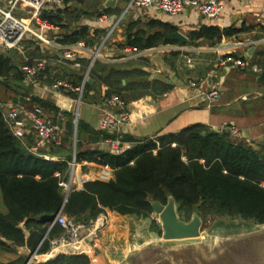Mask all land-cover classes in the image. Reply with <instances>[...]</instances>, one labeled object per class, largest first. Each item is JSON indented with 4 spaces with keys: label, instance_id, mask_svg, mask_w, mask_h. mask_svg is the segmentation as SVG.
<instances>
[{
    "label": "trees",
    "instance_id": "obj_1",
    "mask_svg": "<svg viewBox=\"0 0 264 264\" xmlns=\"http://www.w3.org/2000/svg\"><path fill=\"white\" fill-rule=\"evenodd\" d=\"M102 1L66 0L63 7L44 10L41 19L61 29L58 43L85 41L87 47L93 49L108 30L104 27L91 32L88 23H83V20L103 13H120L117 7L101 9ZM175 30L177 27L159 20H131L125 28L127 39L124 45L145 50L160 43L174 42L166 39L165 32ZM236 32L231 28L205 25L190 31L188 44L208 42L214 45L223 36ZM27 43L33 48L29 50L30 60L47 56L37 41L26 39L23 44ZM81 60L84 64L81 71H84L89 63L85 58ZM26 62L12 52L0 53V88L6 95H0V100L21 102L27 107L37 105L58 109L51 99L34 95L33 87L25 83L21 66ZM130 64L96 61L90 71L95 83L85 84L82 99L94 91V102L105 101L112 94L127 102L129 98L124 92L137 91L147 85L131 80L134 76L140 78L145 74L141 69H131ZM97 71L103 74L96 76ZM58 78L71 80L78 86L83 75L62 67L56 68L55 72L50 65L38 77L40 81L47 82ZM124 79L127 80L126 85L123 84ZM154 83V88L161 91L170 88L159 80ZM27 97L29 100H26ZM130 98L135 97L130 95ZM65 114L68 119L63 141L60 145L51 146L48 151L59 156L58 160H47L32 153L0 115V194L6 208V211L0 210V250L14 251L17 246L28 245L38 254L48 252L51 240L61 235L63 228L55 224L49 230L50 222L42 221V215H57L62 210L70 218L90 224L109 209L149 220L153 214L152 202L166 204L170 196L176 199L181 218H190L198 213L204 220L227 216L264 224V147L256 150L225 130H212L196 124L178 133L157 136L160 148L156 152L153 151L157 146L154 140L126 137L133 145L123 153L114 154L102 148L100 143L115 135L101 128L95 129L81 119L75 129L73 114L67 111ZM74 142L79 162L108 165L114 169L113 178L108 181L91 180L82 188H73L67 193L60 182L68 179V160L72 158ZM28 144H31L30 141ZM151 227L160 231L155 219L151 220ZM25 230L30 232L28 237ZM27 260L20 257L16 261L0 264H26ZM40 264H91V260L85 253H61Z\"/></svg>",
    "mask_w": 264,
    "mask_h": 264
},
{
    "label": "crops",
    "instance_id": "obj_2",
    "mask_svg": "<svg viewBox=\"0 0 264 264\" xmlns=\"http://www.w3.org/2000/svg\"><path fill=\"white\" fill-rule=\"evenodd\" d=\"M105 1L103 0L101 4ZM222 1L224 10L217 22H210L194 9H189L176 16L135 8L124 14L128 1L122 0H116L115 5L111 7L119 8L120 13L112 15L103 13L107 16L106 21H100V16L83 20V23H88L90 31L93 32L95 29L104 27L109 30L116 19L122 17L117 28L103 46V56L96 61L109 64L131 63V69L137 68L144 71L145 76H140V78L134 76L131 80L144 82L147 85L137 91L124 92V95L129 98L127 103L132 117V124L124 126L121 131L120 137L124 142L132 146L133 142L126 140V137L148 139L151 136L178 133L196 124L205 125L212 130H217L223 125L234 124L242 131V139L254 149L259 150L264 147V83L258 81L264 69V1ZM131 20L143 22L159 20L168 23L177 27L175 31H180L188 40L183 45H180L178 41L170 40L174 42L160 43L145 50L129 48L124 45L127 39L125 28ZM205 25H216L222 29L231 28L238 32L223 36L214 45L208 42L189 45L190 31ZM61 32V29L56 26L45 31L46 37L51 40L49 45H41V40H36L37 44L47 53L44 58L49 59V66L51 65L55 72L56 68L61 69L62 67L64 70L81 72V75H84L89 69L90 52L79 56L80 68L74 67L72 62L59 61L63 48L71 45L58 43L57 38ZM167 33L170 32H165V37ZM106 35L92 50L100 46ZM229 54L241 58L246 63L245 67L228 69L222 65L220 61ZM84 58L89 64L86 70L81 71L84 65L81 59ZM91 69L89 79L92 82H88L94 84L95 80L90 75ZM96 74V76H101L103 73L97 71ZM156 80L170 85V88L166 91L155 89L154 81ZM192 81H198L199 88L192 87L190 85ZM38 82L39 87L32 86L34 95L54 101L53 95L46 90L52 82L39 79ZM123 84H127L126 79L123 80ZM214 87L220 89L222 97L219 102L209 107L206 102L202 101L199 94L200 91H209ZM93 94L94 91H90L89 97L83 98L85 102L82 113L78 110L82 99L78 102L76 93L62 97L59 103L64 106L65 113L66 111L72 113L74 119L77 117V124L81 119L93 128L100 129L103 118L102 108L106 100L94 102L92 101ZM130 95L135 98H130ZM67 119L64 123L65 131ZM77 124L74 122L75 129ZM45 151L48 152L50 149ZM51 156L59 159V156ZM97 168L98 164L91 162L84 167V172L94 171ZM0 210L6 211L2 204L1 194ZM103 214L109 218L105 227L97 233L96 237L85 242L81 250L72 252L73 254H87L91 264H126L133 250L147 244L149 237H159L158 231L151 227V220L156 216L154 214L149 220L122 215L109 209ZM143 220L145 224H142ZM25 233L27 237L30 235L28 230H25ZM59 236L54 237L51 244ZM46 237L47 234L44 239ZM14 249V251L0 250V262L9 263L20 257H26L28 259L26 264H40L58 255L52 250V246L48 252L43 254L31 250L28 245L17 246Z\"/></svg>",
    "mask_w": 264,
    "mask_h": 264
},
{
    "label": "built area",
    "instance_id": "obj_3",
    "mask_svg": "<svg viewBox=\"0 0 264 264\" xmlns=\"http://www.w3.org/2000/svg\"><path fill=\"white\" fill-rule=\"evenodd\" d=\"M65 1L0 0V53L4 54L22 50L24 41L30 36L41 40L45 45L51 44V40L46 37L45 31L52 29L53 26L43 21L41 15L44 10L50 7H63ZM133 8L159 12L171 16H176L189 9H194L210 22H217L224 10V3L222 0H128L124 14ZM18 9L28 11L30 17L21 19L15 16L13 13ZM121 18H117L113 25H111L106 37L96 49H89L85 41H79L63 48L59 60L63 63L72 62L74 67L80 68L81 61L79 56L87 52H90L91 59L89 69L83 75L80 85L76 86L71 80L58 78L46 89L53 95L58 109L47 110L37 105L27 107L20 102H2L0 100V115L4 117L13 134L32 153L47 160H58L45 150L50 149L51 146L60 145L65 136L64 123L66 122L67 116L64 106L59 103V100L66 95H70V93H76L77 101H81L85 84L89 81V70L96 59L103 56V46L117 28ZM106 19L107 16L104 14L99 17V20L102 22L106 21ZM26 60L27 62L21 66V70L25 76V82L28 85L39 87L38 77L48 68L50 64L49 59L36 58L30 60L26 58ZM220 62L228 69L232 67L244 68L246 65L241 58L231 54L225 55ZM190 85L194 88H199L198 81H192ZM199 95L202 101L206 102L209 107L219 102L222 97L220 89L217 87L209 91H200ZM26 100H29V97ZM102 111L103 118L100 128L115 135V137L103 140L100 143L101 147L114 154L123 153L131 147L129 143L124 142L120 137L122 128L132 124L131 111L128 103L119 95L112 94L106 99ZM74 122L77 124V117L74 119ZM217 130H225L233 137L243 138L242 131L234 124L223 125ZM149 139L156 142V149L153 150L156 152L160 148L158 137L151 136ZM28 141L31 144H28ZM75 142L72 158L68 160V179L60 182L67 193L73 188H82L84 183L91 180L99 179L108 181L113 178L114 169L108 165H98L97 170L84 172V167L88 166L91 162H79L77 160ZM108 219L106 214H101L95 221H92L90 224H85L70 218L62 210L59 211L49 227L52 228L55 224H59L63 228V233L52 241V250L57 252V254L72 253L81 250L85 242L96 237L97 233L105 227ZM154 219L158 221L157 216H154Z\"/></svg>",
    "mask_w": 264,
    "mask_h": 264
},
{
    "label": "water",
    "instance_id": "obj_4",
    "mask_svg": "<svg viewBox=\"0 0 264 264\" xmlns=\"http://www.w3.org/2000/svg\"><path fill=\"white\" fill-rule=\"evenodd\" d=\"M116 0H106L101 9L111 8ZM167 39L180 45L188 38L180 31L166 34ZM175 78V77H174ZM92 82L91 79H89ZM264 83V69L258 77ZM205 134V132H204ZM162 236L147 239L148 243L133 250L126 264H257L264 263V226L246 236H237L220 246L207 245V235L202 232V217L194 213L187 221L180 217L176 199L152 202ZM56 215H42L41 220L52 222ZM264 225V224H263Z\"/></svg>",
    "mask_w": 264,
    "mask_h": 264
},
{
    "label": "rangeland",
    "instance_id": "obj_5",
    "mask_svg": "<svg viewBox=\"0 0 264 264\" xmlns=\"http://www.w3.org/2000/svg\"><path fill=\"white\" fill-rule=\"evenodd\" d=\"M8 1V0H7ZM3 5V4H2ZM5 7H8L6 5H3ZM15 16L21 18V19H27L30 17V14L28 11H21V10H15L13 13ZM29 41L38 40L37 38L30 36L27 38ZM33 43V42H32ZM41 45H44L43 43ZM33 49L32 46H30L29 43L23 44L22 50H16L12 51V55H16L21 59L30 58L29 50ZM17 52V53H15ZM19 54V55H18ZM20 60V59H18ZM0 95L5 97L6 95L2 92V89L0 88ZM84 102L83 99L79 103L78 110L80 113H82L84 108ZM190 218H183L187 221H189ZM145 224L144 220L142 224ZM145 226V225H144ZM263 224L254 223L251 220H245L240 217H209L207 220H204L202 218V232L207 235V245L220 246L223 244V242L231 240L236 238L237 236H246L253 230H258L263 228ZM157 232V231H156ZM158 236H162V231H158ZM253 264H257L254 262ZM264 264V263H263Z\"/></svg>",
    "mask_w": 264,
    "mask_h": 264
}]
</instances>
